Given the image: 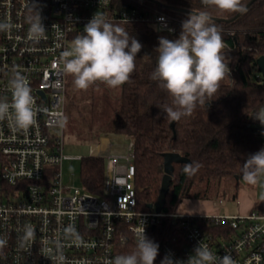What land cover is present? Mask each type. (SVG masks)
<instances>
[{
    "label": "built area",
    "instance_id": "obj_1",
    "mask_svg": "<svg viewBox=\"0 0 264 264\" xmlns=\"http://www.w3.org/2000/svg\"><path fill=\"white\" fill-rule=\"evenodd\" d=\"M126 2L0 0V24L9 25L0 31V100L11 103L9 81L19 72L31 87L36 111L27 130L0 121V264H108L124 253L130 239L136 242L143 227L152 240L166 217L179 230L160 249L180 264H188L199 244L217 258L229 254L234 264H264V210L213 216L231 228L229 235L214 236L192 215L140 209L133 138L123 155L108 152L111 143L106 150L91 146L90 156L106 161L102 195L64 183L68 75L62 71V53L95 14L123 23L147 22L169 33L182 21L141 0ZM38 15L46 31L33 39L29 31ZM225 58L230 69L225 77L232 82V59Z\"/></svg>",
    "mask_w": 264,
    "mask_h": 264
},
{
    "label": "trees",
    "instance_id": "obj_2",
    "mask_svg": "<svg viewBox=\"0 0 264 264\" xmlns=\"http://www.w3.org/2000/svg\"><path fill=\"white\" fill-rule=\"evenodd\" d=\"M127 3L126 0H116ZM149 5L178 16L182 21L190 12L207 11L221 30L225 57L232 59L233 81L225 77L217 93L206 107L198 105L193 114L176 122L163 118L162 106L170 104V97L150 76L156 66L158 38L175 39L181 31L182 21L175 33L159 31L147 22L120 24L143 45L137 54L136 68L128 83L121 86V95L113 120V130L134 140L136 165V191L138 207L148 210L158 199L164 171V153L179 152L190 162L174 163V174L166 196L164 212L176 211L184 198L210 199L218 195L221 187L242 177V164L248 155L264 148V125L254 119L264 109V77L257 58L264 55V0H242L243 14L222 12L205 6L201 0H141ZM169 5L175 9L163 6ZM233 31V32H232ZM252 47V50L249 48ZM199 163L194 175L184 172L186 164ZM106 161L102 156L82 158L83 187L102 195L105 183ZM238 177V178H237ZM237 196V192L234 194ZM264 210V196L257 200L252 211ZM194 222L214 236L231 234L229 222L215 221L213 216L192 215ZM169 218L158 224L152 240L159 245L154 264L164 258L160 244L178 232ZM136 242L130 239L123 252L134 250Z\"/></svg>",
    "mask_w": 264,
    "mask_h": 264
},
{
    "label": "clouds",
    "instance_id": "obj_3",
    "mask_svg": "<svg viewBox=\"0 0 264 264\" xmlns=\"http://www.w3.org/2000/svg\"><path fill=\"white\" fill-rule=\"evenodd\" d=\"M202 3L222 12L243 14L247 11L242 0H202ZM8 28V24H0V31ZM45 31L38 15L32 22L29 36L39 39ZM142 47L125 27L95 14L84 26L83 34L77 35L71 48L62 53V71L73 78L77 90H87L97 82L115 89L130 81ZM223 48L221 30L207 11L190 12L182 21L177 38H158L156 66L150 78L168 94L170 104L162 106V114L158 112L157 119L163 115L164 119L176 122L191 116L198 105L206 107L217 93L221 81L230 73ZM9 87L12 100L11 103L0 100V121L8 119L15 128L27 130L36 118L31 87L19 72L10 79ZM254 119L264 125V109ZM200 166L199 163L186 164L184 172L194 175ZM241 171L246 183L257 184L264 176V148L248 155ZM193 254L188 264H234L229 254L217 258L200 244ZM158 255L159 245L146 236L143 227V232L137 235L134 250L116 255L108 264H154ZM160 264L180 262L174 261L168 254Z\"/></svg>",
    "mask_w": 264,
    "mask_h": 264
},
{
    "label": "rangeland",
    "instance_id": "obj_4",
    "mask_svg": "<svg viewBox=\"0 0 264 264\" xmlns=\"http://www.w3.org/2000/svg\"><path fill=\"white\" fill-rule=\"evenodd\" d=\"M72 80L73 78L68 75L63 128V152L68 158L63 162L62 171L65 184L83 187L82 158L91 155V146L95 142H100L99 136L108 134L110 137L113 147L109 148L108 152H113L115 149H126L129 138L113 130L121 86L112 89L97 82L87 90H77ZM263 196L264 176H261L255 185L246 183L240 177L238 187L235 181L228 182L213 198H184L176 210L184 215L196 216L248 215L252 212L254 203ZM220 200H222L221 203Z\"/></svg>",
    "mask_w": 264,
    "mask_h": 264
},
{
    "label": "water",
    "instance_id": "obj_5",
    "mask_svg": "<svg viewBox=\"0 0 264 264\" xmlns=\"http://www.w3.org/2000/svg\"><path fill=\"white\" fill-rule=\"evenodd\" d=\"M250 4L251 3H248L246 5V8H248ZM163 6L166 8H169V9H175L174 7L169 6V5L163 4ZM179 10L185 11V12L198 13L196 11H190V10H186V9H179ZM257 63H258V67H259V69L262 72V75L264 77V55H261L260 57L257 58ZM163 155H164V171H165V174H164L163 179H162L160 192H159L157 201L154 203H151L149 205V208L155 207V209L158 212L163 210L164 205L166 203V196H167V193L169 191V187H170L171 181L173 179V174H174V170H175L174 163L190 162V160L187 157L183 156L179 152H171L170 151V152H165ZM154 229H155V227H153V230Z\"/></svg>",
    "mask_w": 264,
    "mask_h": 264
},
{
    "label": "crops",
    "instance_id": "obj_6",
    "mask_svg": "<svg viewBox=\"0 0 264 264\" xmlns=\"http://www.w3.org/2000/svg\"><path fill=\"white\" fill-rule=\"evenodd\" d=\"M100 138V142H95L93 143L92 145H96L97 148L96 149H100V150H104L105 148L107 149L108 147V144L110 143V137L108 136V134H102L99 136ZM128 137V136H127ZM129 138V137H128ZM112 144V143H111ZM113 145L111 146V149H112ZM115 148V147H114ZM105 149V150H106ZM114 150V149H113ZM128 150V148L126 147V149H115V151H113L112 153H115V154H120V155H123L126 153V151ZM255 204V203H254ZM254 207V205H253ZM177 211V210H176ZM178 212V211H177Z\"/></svg>",
    "mask_w": 264,
    "mask_h": 264
},
{
    "label": "bare ground",
    "instance_id": "obj_7",
    "mask_svg": "<svg viewBox=\"0 0 264 264\" xmlns=\"http://www.w3.org/2000/svg\"><path fill=\"white\" fill-rule=\"evenodd\" d=\"M97 147V146H96Z\"/></svg>",
    "mask_w": 264,
    "mask_h": 264
}]
</instances>
